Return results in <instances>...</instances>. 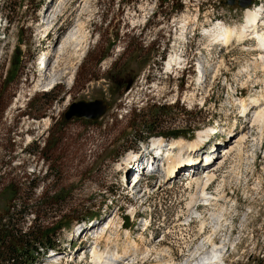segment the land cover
<instances>
[{
	"label": "rangeland",
	"instance_id": "rangeland-1",
	"mask_svg": "<svg viewBox=\"0 0 264 264\" xmlns=\"http://www.w3.org/2000/svg\"><path fill=\"white\" fill-rule=\"evenodd\" d=\"M251 2L252 10L264 7V0ZM6 4L9 23L3 17ZM243 9L225 0H0V214H10L22 231L52 227L57 242L67 234L60 249L66 255L59 256L69 264L77 251L71 252L68 242L82 220L104 210L116 218L110 227L120 225L125 211L134 217L125 215L120 229L100 230L101 248L117 247L119 240L122 249L127 243L122 234L133 230L134 219L143 216L135 229L144 228L145 218L148 222L128 238L145 247L141 256L125 264H192L210 241L222 239L220 263L264 264V123L252 122L264 106V60L249 39L232 37L220 49L208 48L219 24L245 22ZM183 24L185 39L179 37ZM259 25L264 32V18ZM78 27L86 39L80 56L82 47L76 50L69 40ZM174 50L185 69L177 68L180 61L167 73L162 62ZM44 54H49V69L43 73L56 81L47 91L34 87ZM196 61L205 69L202 83L195 81ZM127 77L128 89L121 84ZM96 98L107 104L100 118L63 117L69 103ZM253 99L260 105L244 116L241 100ZM226 129V155L207 162L205 157L212 167L204 175L213 173L205 188L210 201L197 198L196 179L204 175L184 182L186 170L164 184L155 175L142 178L136 191L120 184L122 161L147 137L169 134L168 141L173 136L190 141L197 131L208 137ZM205 137L173 160L175 147L170 160L179 162L184 153L201 157L207 147L197 150ZM159 141L158 154L172 149ZM107 217L103 221L102 215L98 225H106ZM47 254L34 264H52Z\"/></svg>",
	"mask_w": 264,
	"mask_h": 264
},
{
	"label": "bare ground",
	"instance_id": "bare-ground-1",
	"mask_svg": "<svg viewBox=\"0 0 264 264\" xmlns=\"http://www.w3.org/2000/svg\"><path fill=\"white\" fill-rule=\"evenodd\" d=\"M243 11H244V16L247 17L245 22H243L242 24L240 23V25L238 27L237 26H225V25H220L219 24V26L216 27L217 30L214 31L215 34H213V37L211 38V41L214 40L215 44H218V43L227 44L231 40L232 37H236V41L237 42H243L244 40H248V39L256 41V43H255L256 46L254 48L258 50L259 58L264 60V32H261L260 28H259L260 21H261L262 18H264V7H263L262 4H260V5H258V7L256 9L252 10V9H250V7H247V8L245 7V9H243ZM184 25L185 24H183L181 26V29L179 31V37L180 38L182 37V38L185 39L186 32H185V26ZM79 32H80V29L78 27L77 29H75V31H73L69 35V40H70L71 43H74L75 47L77 48L76 50H79L80 47H82V51L79 52L78 56H80L84 52L83 49L85 48V46H83L81 43L86 40L84 38L85 37L84 35H82V34L79 35ZM242 38H244V39L242 40ZM180 61H181V54L178 53L175 50L172 51L171 54L168 55V57L165 58L164 61L162 62L163 63L162 67L164 68L163 70L165 72H167V73H170L171 71H169V69L171 70L172 68L173 69L176 68V66H173V65L178 64ZM45 62H46L45 71H47L49 69V60H48V58L46 60H43V64ZM179 66H177V68ZM196 69H197V75H198L197 81L198 80L200 81L203 78V76L205 78V74H204L203 66H202L201 62L197 61ZM53 83H56L54 76L50 75L48 77L47 75H44V76L40 75V78L37 79L36 83L34 84V87H35V89L43 88L44 90H46V89L50 88ZM191 97H192V95H191ZM257 99H253L255 101V102L252 101L253 103H250L251 101L245 102L244 100H241V102H240V107H241L240 112L242 114H244L248 108H251L252 106L260 105V103L257 101ZM244 116H245V114H244ZM41 120H43V118ZM252 122L259 123V125L264 123V106L263 107H259L257 109V111H255V115H254V117L252 119ZM232 125H234V124H232ZM230 129H228V133L231 132ZM196 137H197L196 139L190 140V141H186V140H183L181 138H178V139L176 138L175 140L172 139L171 140L172 142L171 141L166 142V145L169 143L168 145L172 149H170V150L165 149L164 150L165 154L163 153V151H160V154H162V153L164 154V157L162 159L167 157L166 161L168 162L170 160V158H171V153L173 152V149L175 147H178V150H177V152L176 151L174 152L175 155L172 157L173 160L176 159V158L177 159L179 158L178 155L180 153H182L181 152L182 148L187 147L189 149V151L193 150L192 146L195 145V144L197 145L199 142H202V138L205 137V135L202 136L201 132L197 131L196 132ZM243 137H244V134L240 138H238V141L239 140L241 141V139H243ZM154 139H157V141L154 140ZM154 139H152L154 141L151 140V143H152L151 146L153 148H154L155 145L159 146V143H160L159 140L165 141L162 137L161 138H159V137L157 138L156 137ZM229 140H230V137H229ZM198 145H200V143ZM198 145H197V147H198ZM162 146H163V144H162ZM225 148L226 149L224 151V155H226V153L228 151V148L227 147H225ZM230 148H231V146H230ZM209 159H210V156L206 155V162ZM148 165H151V163H148ZM161 165H162V162L160 161V163L158 164V167H161ZM210 166H212V165H209V167ZM178 171L179 170L175 169L173 172L175 174ZM212 174L213 173H210V174L206 173L203 176L202 179H200V180L196 179V183H197L196 185L199 186V190H198V193H197V198L203 199V201H210L213 198V196L207 194L206 191H205L206 190L205 189L206 188V184L209 182V180L213 176ZM137 187H139V184L137 185ZM107 218L109 220L106 223V226H111L116 221L115 216H111L110 215ZM203 224L204 223L202 221L201 225H203ZM208 240H209V237H207L206 241H208ZM135 242H133V241L128 242L127 241L126 245L122 246L121 252H119V254L121 256H126V255H129V254H132V252L134 250L139 248ZM225 244H226L225 239H222L219 244H215L212 241H210V246L211 247L203 252V254L199 258V260L198 259L195 260V262L192 263V264H218L220 262H223V256H224V253H225V251H224L225 250ZM231 245H232V247H234V243L233 242L231 243ZM201 248H199V249H201ZM122 251H123V253H122ZM59 254H61V253H58L57 256H59ZM62 254L66 255V252L63 251ZM123 254H126V255H123ZM90 255H91V258L94 261H98L100 263H106V264H121L122 263V261L116 262V259L118 260L119 257H116V259L114 261H112V258H110V257H114L113 255H115V254L109 256V252L104 254V253H101V252H97V250H95V248L92 249ZM59 257H60L59 258V260H60L61 256H59ZM186 261H188V260H185L183 264H185ZM220 264H222V263H220Z\"/></svg>",
	"mask_w": 264,
	"mask_h": 264
},
{
	"label": "trees",
	"instance_id": "trees-1",
	"mask_svg": "<svg viewBox=\"0 0 264 264\" xmlns=\"http://www.w3.org/2000/svg\"><path fill=\"white\" fill-rule=\"evenodd\" d=\"M3 11L4 21L9 23L7 4ZM6 213L0 214V264H33L47 247L53 246L56 230L32 225L27 231H22V227L17 222L12 223V216Z\"/></svg>",
	"mask_w": 264,
	"mask_h": 264
},
{
	"label": "water",
	"instance_id": "water-1",
	"mask_svg": "<svg viewBox=\"0 0 264 264\" xmlns=\"http://www.w3.org/2000/svg\"><path fill=\"white\" fill-rule=\"evenodd\" d=\"M237 4L241 8L251 4V0H225L226 5ZM128 89L131 85V80H125ZM107 109L106 101L102 98L93 100L79 99L68 104L63 112V117L66 120L71 118H84L86 120H96L100 118Z\"/></svg>",
	"mask_w": 264,
	"mask_h": 264
},
{
	"label": "flooded vegetation",
	"instance_id": "flooded-vegetation-1",
	"mask_svg": "<svg viewBox=\"0 0 264 264\" xmlns=\"http://www.w3.org/2000/svg\"><path fill=\"white\" fill-rule=\"evenodd\" d=\"M128 79L127 80H130L131 78L130 77H127ZM121 84H123V85H126V82H121Z\"/></svg>",
	"mask_w": 264,
	"mask_h": 264
},
{
	"label": "built area",
	"instance_id": "built-area-1",
	"mask_svg": "<svg viewBox=\"0 0 264 264\" xmlns=\"http://www.w3.org/2000/svg\"><path fill=\"white\" fill-rule=\"evenodd\" d=\"M184 106H186V104H184ZM125 214H127V212L125 211ZM112 227H114V226H112ZM164 232V231H163Z\"/></svg>",
	"mask_w": 264,
	"mask_h": 264
}]
</instances>
